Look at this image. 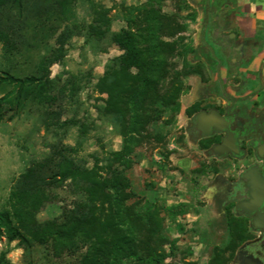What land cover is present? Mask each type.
<instances>
[{
  "label": "rangeland",
  "instance_id": "374dc122",
  "mask_svg": "<svg viewBox=\"0 0 264 264\" xmlns=\"http://www.w3.org/2000/svg\"><path fill=\"white\" fill-rule=\"evenodd\" d=\"M210 1L80 0L75 19L80 28L49 70L55 101L28 104L0 122V211L7 208L11 186L27 167L43 160L52 146L76 147L72 157L86 168L107 181L116 173L127 181L121 191L122 217L137 254L161 256L156 264H233L246 228L234 216L229 182L246 162L214 156L213 136L200 137L194 129L197 112L222 104L216 64L201 47L212 38L206 15ZM147 14L157 16L166 72L146 94L145 108L130 132L126 105L122 115L115 116L98 82L106 66L122 54L110 34L130 30L143 46ZM104 19L110 22L105 35L86 29ZM53 47L51 40L49 49ZM25 61L7 58L0 44V71L24 70ZM127 137L125 161L115 159ZM83 199L67 185L52 188L36 220L59 217ZM176 206L182 211L172 214ZM103 208L101 219L110 213L108 203ZM112 237L108 233L109 240ZM1 251L9 264H79L86 248L55 256L49 245L7 242L3 237ZM124 264L140 263L126 259Z\"/></svg>",
  "mask_w": 264,
  "mask_h": 264
},
{
  "label": "trees",
  "instance_id": "16d2710c",
  "mask_svg": "<svg viewBox=\"0 0 264 264\" xmlns=\"http://www.w3.org/2000/svg\"><path fill=\"white\" fill-rule=\"evenodd\" d=\"M80 0H0V44L7 58L24 57L25 68L0 71V122L18 114L26 105L51 104L50 67L58 63L64 53L66 40L80 28L75 23L76 8ZM82 1V0H81ZM218 0H213L211 12ZM219 5V4H218ZM157 16L147 14L143 46H139L134 33L127 29L110 34L122 54L106 66L98 86L111 103L108 107L115 116L122 115L123 104L129 112L130 132L137 125L144 98L155 87L156 78L166 72L163 43L156 22ZM110 22L104 19L86 29L93 34L105 35ZM53 40L54 47L49 49ZM47 52V54H45ZM33 57L35 59L33 60ZM72 86V85H71ZM115 159L125 161L129 153L128 142ZM76 147L52 146L41 161L27 167L14 180L7 198V208L0 211V239L7 242H31L49 245L52 253H76L85 246L79 264H124L126 259L140 264H156L160 256L147 258L132 247L131 229L122 217L121 191L128 183L120 173L110 181L95 170L86 168L81 160L74 159ZM67 185L83 201L74 202L59 217L38 222L36 216L48 200V191ZM109 188L111 194H106ZM104 203L110 213L101 216ZM180 213V206L171 209ZM108 233H112L109 240ZM0 264H9L6 252H0Z\"/></svg>",
  "mask_w": 264,
  "mask_h": 264
},
{
  "label": "flooded vegetation",
  "instance_id": "af4514ba",
  "mask_svg": "<svg viewBox=\"0 0 264 264\" xmlns=\"http://www.w3.org/2000/svg\"><path fill=\"white\" fill-rule=\"evenodd\" d=\"M211 0L209 9L206 11L208 21L211 20L212 38L206 39L203 50H208L211 60L216 64V82L219 86L221 105L215 108L203 109L194 116V129L198 136L205 137L212 135L214 138L211 153L223 159L244 160L245 166L237 178L229 182L230 199L233 202V211L239 222L245 224V234L241 245L235 253L233 264H264V95L260 98H253L250 94L242 95L244 85H240L236 91L225 83L221 77V67L226 61L233 58H244L248 55L245 46L241 51L233 48V40L228 34L220 31L219 25L214 21L217 12L223 5V0H218L214 11L211 12ZM219 4V5H218ZM212 51V52H211ZM218 60L220 61L219 73L217 74ZM216 111L225 119H231L232 124L227 125L221 131H216L211 126L208 133H201L196 128V115L200 112L209 113ZM223 139L231 140L237 153L225 151L223 155L213 152V147L219 145ZM230 148V147H229ZM247 174L248 177H244ZM249 185L263 191L262 197L252 203V193ZM251 201L246 213L237 209L240 201Z\"/></svg>",
  "mask_w": 264,
  "mask_h": 264
},
{
  "label": "crops",
  "instance_id": "0c3cea01",
  "mask_svg": "<svg viewBox=\"0 0 264 264\" xmlns=\"http://www.w3.org/2000/svg\"><path fill=\"white\" fill-rule=\"evenodd\" d=\"M214 21L233 40L237 51L245 46L246 57L224 62L221 77L234 91L243 87V96L264 95V0H223Z\"/></svg>",
  "mask_w": 264,
  "mask_h": 264
},
{
  "label": "water",
  "instance_id": "95a60500",
  "mask_svg": "<svg viewBox=\"0 0 264 264\" xmlns=\"http://www.w3.org/2000/svg\"><path fill=\"white\" fill-rule=\"evenodd\" d=\"M212 52V51H211ZM219 66L220 61L218 60L217 66V74L219 73ZM196 128L203 134L208 133L210 131V127H215L216 131H221L223 128L227 127V125L232 124L231 119H225L224 117L220 116L216 111L212 110L209 113L200 112L196 115ZM230 148H229V147ZM226 147V148H225ZM213 152L218 155H223L225 151L230 150V152L237 153L236 149L234 148L233 142L231 140L223 139V141L213 147ZM244 177H248L247 174H244ZM251 190L250 196L252 197V203H256L263 195L262 190L256 189V187H252L249 185ZM251 203V201H240L237 204V209L244 210L248 213L247 207Z\"/></svg>",
  "mask_w": 264,
  "mask_h": 264
},
{
  "label": "bare ground",
  "instance_id": "6f19581e",
  "mask_svg": "<svg viewBox=\"0 0 264 264\" xmlns=\"http://www.w3.org/2000/svg\"><path fill=\"white\" fill-rule=\"evenodd\" d=\"M229 147V146H228ZM226 148V147H225Z\"/></svg>",
  "mask_w": 264,
  "mask_h": 264
}]
</instances>
